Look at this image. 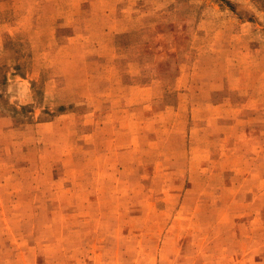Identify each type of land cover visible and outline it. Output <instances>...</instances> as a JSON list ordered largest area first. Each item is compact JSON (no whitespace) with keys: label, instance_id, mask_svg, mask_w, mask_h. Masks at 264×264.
<instances>
[{"label":"rangeland","instance_id":"rangeland-1","mask_svg":"<svg viewBox=\"0 0 264 264\" xmlns=\"http://www.w3.org/2000/svg\"><path fill=\"white\" fill-rule=\"evenodd\" d=\"M0 264H264V0H0Z\"/></svg>","mask_w":264,"mask_h":264}]
</instances>
